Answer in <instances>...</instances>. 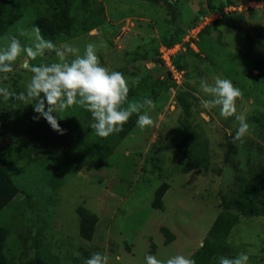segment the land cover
I'll use <instances>...</instances> for the list:
<instances>
[{"label":"rangeland","instance_id":"rangeland-1","mask_svg":"<svg viewBox=\"0 0 264 264\" xmlns=\"http://www.w3.org/2000/svg\"><path fill=\"white\" fill-rule=\"evenodd\" d=\"M167 2L177 9L176 27ZM262 2L75 0L72 15L90 21L103 7L102 23L55 44L82 48L102 42L100 63L123 73L128 83L124 106L131 102L139 107L151 98L153 124L139 128V113H132L127 120L132 128L102 162L90 165L92 118L87 110L75 104L66 108L57 116L65 130L58 134L45 119H32V101H0V152L11 153L10 171L20 189L0 210V225L9 229L6 255L11 264L36 256L51 264H83L94 252L107 255L108 264H144L146 254L162 260L184 254L195 264H218L220 256L242 251L249 253L248 264H264ZM221 4L231 8L201 19ZM48 15L46 0H36L0 31V45L12 36L30 44L36 20ZM195 18L200 24L190 38L194 45H184L171 69L160 60L161 48L171 45L176 32L187 34ZM25 60L31 65L56 57L54 51L34 59L21 53L0 85L13 93L24 91L31 75ZM215 75L241 89L237 113H244L249 124L242 142L232 139L238 124L234 115L221 117L219 106H202L210 97L199 91V81ZM111 137L98 138L108 142ZM64 155L72 165L82 162L81 168L63 174L57 166L53 172V162ZM82 218L94 219L90 239L80 234ZM215 224L220 231L207 241ZM211 248L217 252L208 253Z\"/></svg>","mask_w":264,"mask_h":264},{"label":"clouds","instance_id":"clouds-1","mask_svg":"<svg viewBox=\"0 0 264 264\" xmlns=\"http://www.w3.org/2000/svg\"><path fill=\"white\" fill-rule=\"evenodd\" d=\"M20 35H24V30H21ZM102 46V42H87L82 48L67 42L56 45L42 37L38 28L30 44L22 45L16 36L8 38L6 45H0V80H7L4 74L13 71V62L21 53L34 59L45 55L46 51H54L56 60L31 65L25 60L24 67L31 73L25 90L13 93L0 85V101H7L10 97L14 102L32 101L36 113L32 119H45L58 134H63L65 130L58 123L57 116L61 118L60 113L74 104L90 113L92 120L89 127L98 137L120 132L132 113H139L136 118L139 128L152 125L149 110L153 108V100L145 97L139 107L131 102L124 106L129 91L128 83L123 73L110 70L100 63L97 53ZM198 87L201 93L210 97L202 101L204 108L219 106L221 117L234 115L238 124L232 139L242 142L249 124L244 113H237L236 100L242 95L241 89L220 75L213 76L211 81L201 78ZM140 108L145 111L141 112ZM108 259L107 255L94 252L84 259L83 264H108ZM248 262L249 253L243 251L232 257L218 258V264ZM144 264H195V261L184 254H174L163 260L146 254Z\"/></svg>","mask_w":264,"mask_h":264},{"label":"trees","instance_id":"trees-1","mask_svg":"<svg viewBox=\"0 0 264 264\" xmlns=\"http://www.w3.org/2000/svg\"><path fill=\"white\" fill-rule=\"evenodd\" d=\"M36 0H0V31H2L6 25L13 23L17 20L22 13H24L27 8L34 4ZM47 7L49 10V15L45 19L38 18L35 22L39 31L43 34V36L52 41L54 44L63 40V38H72L78 35L84 34L96 26L102 23L103 16V7L99 8L97 13L96 11L91 14L90 21L88 19H83L82 17H78L77 15H72V7L75 0H46ZM224 8H227L225 4H221L219 6H211L209 12L204 13L201 19L203 20L204 16L210 14H219L224 12ZM167 9L170 14V20L174 27L177 26V9L172 4L167 2ZM256 10V9H250ZM233 12L232 10H230ZM228 14V13H226ZM199 18V17H196ZM193 20L188 27H195L199 22L198 20ZM216 20V19H215ZM213 22V21H212ZM187 32V31H186ZM184 33H175L172 36L171 45H174L177 42L182 41ZM63 35V36H62ZM170 46V45H169ZM178 55V54H177ZM174 57V62L176 61V57ZM160 60L163 62L161 56ZM129 121L124 122L122 129L118 133L110 134L112 137L108 142H102L96 136L92 130H89V134L92 137L91 144L93 145V156L90 158L89 164L96 165L102 162L107 155L112 151L115 143L122 139L123 136L127 134V132L132 128V124L128 123ZM88 134V135H89ZM110 143V144H109ZM108 144V145H105ZM102 146V148H100ZM10 152L2 151L0 152V210L4 207L11 204L13 199L18 195L20 189L15 184L13 180V173L10 171V167L12 165V161L10 159ZM71 157L69 155H64L61 159H56L52 164V171L57 166H60L63 174H72L74 171L80 169L81 163H77L76 165L71 164ZM259 180L254 176L255 184H259L256 181ZM57 185H60L58 182ZM57 188V187H56ZM255 192V191H254ZM257 192V191H256ZM250 204V203H246ZM264 212V207L261 209ZM223 215V214H222ZM94 219L89 221V219L82 218L80 225V234L85 239H90L93 233ZM216 228V229H215ZM214 230H216L214 232ZM220 231L219 224L216 226L213 225L209 234L206 235L207 241L212 238V235H216L217 231ZM224 230V229H223ZM9 229L5 225H0V264H11L6 255V244L8 243ZM216 248H211L208 250V253L214 254L216 253ZM198 254V253H197ZM202 253H199V256ZM18 264H51L45 260H42L40 257L36 256L32 259L20 262Z\"/></svg>","mask_w":264,"mask_h":264},{"label":"built area","instance_id":"built-area-1","mask_svg":"<svg viewBox=\"0 0 264 264\" xmlns=\"http://www.w3.org/2000/svg\"><path fill=\"white\" fill-rule=\"evenodd\" d=\"M262 3H263V2H262ZM252 4H253V2H252ZM263 5H264V3H263ZM228 7L231 8V6H228ZM228 7H227V8H228ZM251 8H253V6H251ZM233 9H234V8H233ZM247 9H248V8H247ZM229 10H231V9H229ZM239 10H240V9H239ZM225 12H227V10H225ZM211 15H212V14H210V16H211ZM207 16H209V15H207ZM207 16H204L203 19H206ZM213 16H215V14H214ZM199 24H200V23H198L195 27L190 28V29L188 30V33H187L186 35H188V36H190V37H188L187 40H185V39H184L185 37H183L182 41L177 42V43H175L174 45L163 46V47L161 48V54H160V56H161L162 60L164 61V63H165L166 65H168L169 67H171V69H174V57L178 54V52H179L180 50L184 49V45H186V44H190V45H192V46L194 45L193 39H191V41H190V38H195V35H192V33L195 31V29H198V25H199ZM189 32H190V35H189ZM186 35H185V36H186ZM176 72H177V71L172 70V74H176ZM175 76H176V75H175Z\"/></svg>","mask_w":264,"mask_h":264}]
</instances>
